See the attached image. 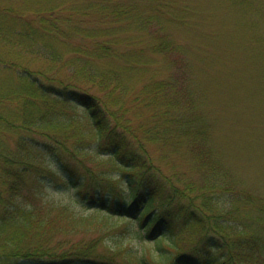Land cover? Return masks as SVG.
I'll return each mask as SVG.
<instances>
[{
    "label": "trees",
    "instance_id": "trees-1",
    "mask_svg": "<svg viewBox=\"0 0 264 264\" xmlns=\"http://www.w3.org/2000/svg\"><path fill=\"white\" fill-rule=\"evenodd\" d=\"M226 1L264 58L263 1ZM41 7L21 17L47 38L52 74L24 72L45 101L17 96L22 123L0 113V125L29 134L13 156L0 151V264H264V196L223 161L210 91L170 32L201 24L193 0ZM152 54L166 59L162 73L142 63ZM46 152L91 211L47 198Z\"/></svg>",
    "mask_w": 264,
    "mask_h": 264
},
{
    "label": "rangeland",
    "instance_id": "rangeland-1",
    "mask_svg": "<svg viewBox=\"0 0 264 264\" xmlns=\"http://www.w3.org/2000/svg\"><path fill=\"white\" fill-rule=\"evenodd\" d=\"M48 1L0 0V95L3 96L0 113L16 123L24 120L17 96L33 93L38 105L45 101L41 92L38 94L37 85L30 84L28 74L38 76L39 70L52 74L54 69L44 55L46 36L38 32L37 23L30 27L21 17L25 15L28 20L38 19L37 10ZM193 3L194 16L200 19L201 24L194 28L171 24L170 32L184 42L199 81L210 91V119L223 161L248 183L252 191L264 196V58L258 57L255 61L250 50L252 38L245 33L244 26L238 21V11L232 10L228 1L193 0ZM261 7L264 14V4ZM209 32L213 40L208 37ZM259 33L264 34V27ZM16 39H19L18 42ZM59 49L65 51L62 46ZM15 59H19L20 63L13 64V68L4 62ZM138 61L142 62L141 58ZM145 61L142 63L151 73H160V68L166 67V59L159 55H148ZM25 71L28 74H24ZM132 81L139 85L143 79L142 76H133ZM0 128L6 130L0 135V143H3L0 151L13 156L17 153L19 137H29V134L18 127L8 128V125L1 124ZM34 135L44 139L39 134ZM35 154L32 152L28 157L33 160ZM39 159L47 167L39 173L47 183V198L68 204L77 212L91 211L59 176L56 157L46 152Z\"/></svg>",
    "mask_w": 264,
    "mask_h": 264
}]
</instances>
